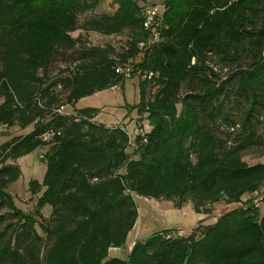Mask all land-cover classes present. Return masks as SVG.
Masks as SVG:
<instances>
[{
  "label": "trees",
  "instance_id": "16d2710c",
  "mask_svg": "<svg viewBox=\"0 0 264 264\" xmlns=\"http://www.w3.org/2000/svg\"><path fill=\"white\" fill-rule=\"evenodd\" d=\"M100 1L0 0V126L32 128L0 146V264H264V214L250 202L187 237L162 232L127 261L108 259L136 223L135 196L207 214L264 188V164L244 161L264 146V0H163L161 41L142 50L149 0H113V13L99 15ZM81 33L115 43L82 44ZM118 65L141 81L145 143L95 123L96 109L75 110L123 86ZM41 149L46 172L23 213L8 193L20 169L5 162Z\"/></svg>",
  "mask_w": 264,
  "mask_h": 264
},
{
  "label": "rangeland",
  "instance_id": "374dc122",
  "mask_svg": "<svg viewBox=\"0 0 264 264\" xmlns=\"http://www.w3.org/2000/svg\"><path fill=\"white\" fill-rule=\"evenodd\" d=\"M113 0H101L95 14H112L114 7L112 6ZM156 5L160 12L163 11L162 0H149V6ZM88 15L80 17L79 24H83V20ZM82 35V44H88L89 46L100 47L113 42V38H103L102 36L95 33H81ZM115 41V40H114ZM56 74L54 70L52 72ZM229 72L224 71L221 73V76L224 78ZM133 80V81H132ZM141 83L139 77L134 75L131 79L124 82L123 86L119 85V89H108L101 93L95 94L93 96L84 98L80 100L76 108L77 110L81 109H96L99 111L97 115V122L102 124H120L123 123L126 129L127 134L131 139H133L134 130L137 127L138 114L136 111V106L139 102V84ZM154 90H149L148 99L152 95ZM180 107H178L179 109ZM73 109L70 107L66 109V113L72 112ZM235 119V117H234ZM140 122H143L142 125L146 133L150 132V127L144 118ZM122 124V126H123ZM32 131V128H27L25 130H20L14 128L8 133L0 134V146L11 141L12 139L20 136H24ZM258 142L264 141V129L260 128L257 132ZM46 149L36 150L30 155L24 156L16 161L8 159L5 162L7 166H18L21 172L19 180L14 183L9 188V195L14 199L15 206L17 209L23 213H32L35 208V202L38 199V196H32L30 193V184L32 182L42 183L46 167L41 160V156L45 153ZM244 161L249 165L264 164V146H257L250 148L245 155ZM143 203H147L146 200L141 197L136 198V204L139 207L146 221L147 215H153V212H145ZM244 204V203H243ZM231 205L227 206L223 202L215 204L214 206L208 207V217H211L212 214L221 215L231 210ZM7 208L0 211V215H5L8 213ZM49 208L45 207L42 211V214H48ZM260 213H264V206L261 207ZM154 217V216H153ZM158 225L160 226L159 219L156 218ZM162 227V226H160ZM37 232L41 234L40 228L36 226ZM183 234V233H182ZM184 236V235H183Z\"/></svg>",
  "mask_w": 264,
  "mask_h": 264
},
{
  "label": "crops",
  "instance_id": "0c3cea01",
  "mask_svg": "<svg viewBox=\"0 0 264 264\" xmlns=\"http://www.w3.org/2000/svg\"><path fill=\"white\" fill-rule=\"evenodd\" d=\"M162 4H163V0H162ZM103 38L107 39V37H103ZM112 43H115V42H112ZM113 46L116 47L117 44H113ZM137 61H139V59H137ZM76 105H75V110H77ZM96 118L94 119V122L97 124H102V123L97 122ZM144 118L145 116H143L141 119L143 120ZM122 124L123 123L110 124V125L103 124V125H105L106 127H114V126H122ZM123 127L125 128L124 124H123ZM134 139H135V130L133 133V139L130 138V142H133ZM131 146H133V143H131ZM136 198L138 197L137 196L134 197L135 204H136ZM249 198H250L249 195H246L242 198L241 204H232L231 205L232 208L230 211L224 214H221V215L212 214L211 217H208V214L195 213L192 210V207L190 205H187L182 209H176L171 202L155 201L151 199L142 198L147 201V203H143L144 208H146L145 212H148V211L153 212V215L151 216L150 214L149 216L147 215V219L145 221L144 217H142V214H141V212L143 211H140L139 207L136 204L138 218L136 220V223L133 229L128 233L126 242L123 247L111 248L109 250L108 259H117L120 261H127L135 243L144 242L146 239L150 238L151 236L155 234H161L162 232L176 233L180 231L184 235L182 237H187L199 225H202V226L213 225L221 216L237 208L242 207L243 203L249 200ZM227 206H230V205H227ZM262 206H264V204L260 206V209ZM48 208H49V213L45 215L42 214L44 218H48L50 215L51 210H50V207ZM260 209H259V212H260ZM260 214H264V213H260ZM156 218L159 219L160 226L162 227L158 225Z\"/></svg>",
  "mask_w": 264,
  "mask_h": 264
},
{
  "label": "built area",
  "instance_id": "2783aa9c",
  "mask_svg": "<svg viewBox=\"0 0 264 264\" xmlns=\"http://www.w3.org/2000/svg\"><path fill=\"white\" fill-rule=\"evenodd\" d=\"M164 9V7H163ZM162 12L159 11L156 5L147 6L143 12V23L142 29L147 34L148 44H140V49H145L147 46L158 44L161 41V30H162ZM115 73L117 77L123 82L131 79L134 76V69L130 65H118L115 67ZM154 77L152 73H146L142 76L144 80H151ZM112 89H119V85L114 86ZM66 109L60 108L57 113L62 114ZM10 129L7 126H0V134L8 133ZM135 137H139L142 143L146 142V132L144 130L143 125H138L135 129ZM49 135H43L42 139L47 141L49 140ZM0 158V162H1ZM249 200L246 202H250L251 207L254 210L260 209V206L264 204V188L261 190L254 192L249 195ZM244 202V203H246ZM178 237H182V232H177ZM169 238V236L167 237Z\"/></svg>",
  "mask_w": 264,
  "mask_h": 264
}]
</instances>
